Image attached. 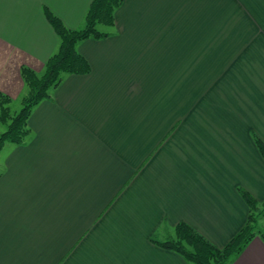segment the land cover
<instances>
[{"label": "crops", "instance_id": "0c3cea01", "mask_svg": "<svg viewBox=\"0 0 264 264\" xmlns=\"http://www.w3.org/2000/svg\"><path fill=\"white\" fill-rule=\"evenodd\" d=\"M92 2L0 0V93L57 51L45 12L78 30ZM106 30L0 151V264H188L152 241L185 223L222 249L238 190L264 201V0H123ZM230 264H264L261 239Z\"/></svg>", "mask_w": 264, "mask_h": 264}, {"label": "trees", "instance_id": "16d2710c", "mask_svg": "<svg viewBox=\"0 0 264 264\" xmlns=\"http://www.w3.org/2000/svg\"><path fill=\"white\" fill-rule=\"evenodd\" d=\"M123 0H93L84 18V25L78 30H69L51 13L46 18L59 38V46L45 63L43 73L38 76L29 68L22 67L20 76L26 89L20 99V111L12 115L11 99L0 93V125L5 131L0 134V150L5 144L22 146L30 135L28 119L33 109L44 100L51 99L50 92L62 82L64 75H86L89 65L77 52V45L86 40H102L110 36L106 29L114 24V13ZM253 141L264 160V143L256 135ZM239 194L246 203L249 214L245 226L225 247L213 246L203 236L185 223L176 225L173 234L163 241H152L158 247L181 256L188 264H230L238 257L256 236L264 244V226L258 219L264 218V201L259 203L242 190Z\"/></svg>", "mask_w": 264, "mask_h": 264}, {"label": "rangeland", "instance_id": "374dc122", "mask_svg": "<svg viewBox=\"0 0 264 264\" xmlns=\"http://www.w3.org/2000/svg\"><path fill=\"white\" fill-rule=\"evenodd\" d=\"M229 19H230V17H228ZM22 68V67H21ZM21 68H20V70H21ZM27 68V67H26ZM30 69V68H29ZM32 70V69H31ZM32 71H34V70H32ZM35 72V71H34ZM38 76H40L42 73H43V69H42V71L40 72V73H37V72H35ZM21 77V76H20ZM21 80H22V78H21ZM22 82H23V80H22ZM23 85H24V83H23ZM2 94V93H1ZM4 95V94H3ZM4 96H7V95H4ZM8 97V96H7ZM10 109H11V112H12V115H15V114H17L19 111H20V109H21V103H20V99H17V100H12L11 101V103H10ZM5 131V127H3V126H1L0 125V134L1 133H3ZM13 147V145H10V144H5L4 146H3V148L0 150V151H10V149ZM261 221H262V219H258V225L259 226H262L261 225Z\"/></svg>", "mask_w": 264, "mask_h": 264}]
</instances>
